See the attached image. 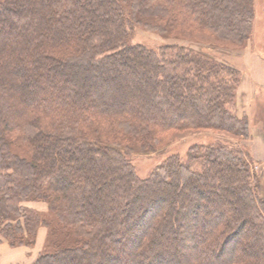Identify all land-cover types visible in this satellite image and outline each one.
Returning <instances> with one entry per match:
<instances>
[{"label":"trees","instance_id":"obj_1","mask_svg":"<svg viewBox=\"0 0 264 264\" xmlns=\"http://www.w3.org/2000/svg\"><path fill=\"white\" fill-rule=\"evenodd\" d=\"M252 16L251 0H0L4 240L34 247L39 228L47 227L46 249L31 264H90L78 263L79 253L96 255L97 264H182L174 253L178 213L188 236L201 227L194 263L264 264V198L244 147L193 145L185 158L169 154L143 179L130 159L164 152L168 131H248L236 108L241 70L181 45L131 44L135 29L243 42ZM105 47L114 52L101 54ZM65 135L75 142L58 148ZM99 165L116 173L108 187ZM181 171L192 175L181 180ZM205 187L215 199L202 222ZM193 194V205L182 210ZM235 218L249 224V239L225 258ZM154 245L161 251L150 254Z\"/></svg>","mask_w":264,"mask_h":264},{"label":"rangeland","instance_id":"obj_2","mask_svg":"<svg viewBox=\"0 0 264 264\" xmlns=\"http://www.w3.org/2000/svg\"><path fill=\"white\" fill-rule=\"evenodd\" d=\"M251 8H252L253 16L250 25L251 27L250 35L248 39H246L243 42H240L239 40L237 41L225 40L224 38H222L221 35L220 36L214 35L209 32H203L201 34L193 33V35L184 33L183 36L175 33L174 35L165 36L159 33L158 31H154L142 26H138L133 32V35L130 38L131 44H141L149 49H157L168 45H181L192 48L195 51H201L206 55L215 57L219 62L237 67L239 70H241L243 74L242 76L246 79V84L247 86L250 87L249 93L251 95V98L249 96L250 102H248L250 105V111H249L250 113L249 114L246 113V117H244V121L248 123L247 134L242 135L238 133L237 134L230 133L218 129L168 131L165 134L166 136L165 140L166 143L170 145L167 147V149L164 152L159 151L150 154L130 155L133 168L137 176H139L140 178L142 179L147 178L150 177L153 173H155L157 171V168L160 167L162 163H164L165 158L168 157L169 154L175 153L176 155H179L181 158H185L189 148L193 145H207V144H213L216 141H227L239 147H244L247 150V153L249 152L250 158L252 160V171L254 174L253 186L255 184L260 185V187L257 190V193H259L260 196L264 198V147H262V145H264V141L257 140L258 135L259 137L264 138V87L258 88L254 92L253 90L254 83L251 81L253 71H256V69H259L260 72L264 71V0H251ZM109 49L108 47H105V49H103L101 54H104L106 52H114V50L112 49L109 50ZM87 53L89 55L90 54L96 55L95 51L93 50H89ZM210 78H211L210 79L211 82L217 80V77L215 76ZM159 102L160 101L157 100L156 104H158ZM233 107L235 106L232 103L230 108L231 111H233ZM236 108L238 111L237 106ZM69 136L70 135H65L63 137L61 136L62 138L60 137L62 141L59 143L58 148H61V146L63 145L67 146V144H73L75 142ZM255 141H257V145L258 144L261 145L260 148L261 151L260 154L258 155L259 160H256L251 153V148H250L251 143ZM200 169L204 171L202 167H200ZM98 172H104V174H106L104 177L107 183H105V185H103L104 183H102V186L108 187L110 182H114L113 176L116 174L114 170L112 169L106 171L101 170V167L99 165V168L96 169V173ZM190 175L192 174L189 172L186 173L182 171L181 173L178 174L181 180L185 179ZM110 177L113 178V180L112 179L110 180ZM215 177L216 179L217 177H220L221 179L223 178L220 175L214 176V178ZM204 191H206V195H209V197L207 198L210 199L202 200L200 212L197 213V215H200V219L202 222L205 219L203 218V216H205L203 212H205L206 209H209L210 206L214 205L213 201L215 199L214 194H212V192L211 193L209 192L210 191L209 188L205 187ZM207 192H209V194ZM242 195L245 197V194L243 192ZM193 198H197L196 194H193L192 199L187 200L188 203L184 205L182 210L187 211L190 208V206L193 205L194 203ZM25 205L28 207L38 209L42 212H46L48 209L47 204L44 202H26ZM226 215L229 216L230 212ZM190 216L192 218L193 214H191ZM182 220H183L182 217L181 220H179V214L177 213L175 221L173 222V225L176 226L177 237L179 238V242L176 245V252H174L177 253L175 256V260L181 263L183 262L182 264L184 263L196 264L194 263L195 261H193V259L195 258V253L197 252L193 248V242L195 241L196 238L199 237L201 233V227L199 226L194 227L192 235L188 236L187 232L182 227L185 224L184 222L183 223L181 222ZM187 221H186L187 224L191 223V220H187ZM209 227L207 229L210 231ZM40 230L43 231L45 230L46 235L44 237L43 235L39 237L38 234L35 246L29 247L32 250L31 251L32 253L36 252L37 256L33 261H31L28 264L33 263L37 259V257L41 254V252H43V250L46 249L49 230L45 226H41L39 228V231ZM136 230L137 228H135L133 231L135 232ZM249 230H250V226L246 222V220L239 222L235 218V221L234 223L231 224V228L227 234L228 236L231 233L235 234L236 236L234 235L235 238L233 239L235 241H233V243L230 244V246L232 247L228 249L227 253L224 254L223 257L225 258L229 257L230 254H232L233 251H235V249L237 250L240 248L241 245L246 244V240L249 239V233H250ZM113 236L118 237L117 233L114 234ZM0 241H6L4 240L3 235L1 234H0ZM120 241L121 242L115 244L114 242L111 241V246L112 247L116 246L117 248L120 247L122 245V240ZM124 243H126L125 247L127 248V250H121V251L124 252L125 255H128V250H129L128 245H130V243L129 242H124ZM211 247L215 249L214 245H212ZM153 248L154 249L156 248L155 251H161L159 250L161 248H158V246L154 245L153 247L151 246L149 249L150 254H153L152 252L154 250ZM163 248L168 249L167 246L165 247L163 246ZM93 251L95 250L94 249L91 250V252ZM166 252H168V250H166ZM174 253L171 251L170 256L168 255L167 257L173 258ZM92 256L93 255H89L88 258L87 256H84L82 253L81 254L79 253L78 258H76L75 260L78 261V263H80L85 259L90 261V264H95L97 262V256L94 255V258H91ZM205 261H208L207 258H205ZM259 262H260L259 259L256 260V263ZM82 263H84V261Z\"/></svg>","mask_w":264,"mask_h":264},{"label":"crops","instance_id":"obj_3","mask_svg":"<svg viewBox=\"0 0 264 264\" xmlns=\"http://www.w3.org/2000/svg\"><path fill=\"white\" fill-rule=\"evenodd\" d=\"M243 75V74H242ZM251 81L254 83L253 90L255 92L258 88L264 87V71L260 72L259 69L252 72ZM252 87V86H251ZM249 86L246 84V79L242 76V82L238 90L237 107L239 116L246 115L250 113V102L251 95L249 93ZM250 96V98H249ZM257 140H263L264 138L257 136ZM254 143V144H253ZM264 147V145H262ZM251 153L256 160H259V154L261 151V145H257V141L251 143ZM39 237L46 235V231L38 230ZM37 234V236H38ZM32 250L24 245L12 246L6 241H0V264H28L33 261L37 254L32 253ZM39 253V252H38Z\"/></svg>","mask_w":264,"mask_h":264}]
</instances>
